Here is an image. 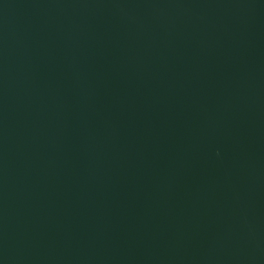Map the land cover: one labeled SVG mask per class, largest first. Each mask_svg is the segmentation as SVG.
<instances>
[{
    "label": "water",
    "instance_id": "obj_1",
    "mask_svg": "<svg viewBox=\"0 0 264 264\" xmlns=\"http://www.w3.org/2000/svg\"><path fill=\"white\" fill-rule=\"evenodd\" d=\"M0 264H264V0H0Z\"/></svg>",
    "mask_w": 264,
    "mask_h": 264
}]
</instances>
